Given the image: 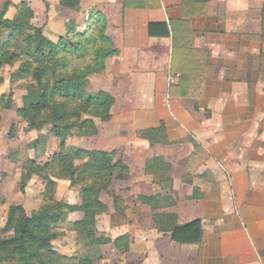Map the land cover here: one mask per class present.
I'll return each mask as SVG.
<instances>
[{"label": "crops", "instance_id": "obj_1", "mask_svg": "<svg viewBox=\"0 0 264 264\" xmlns=\"http://www.w3.org/2000/svg\"><path fill=\"white\" fill-rule=\"evenodd\" d=\"M9 2L6 19L21 16L27 31H42L56 44L69 26L84 34L99 16L106 19L116 53L86 90L113 96L112 117L95 120V136L67 140L73 148L115 151L129 168L127 178L101 193L107 210L97 218V235L113 243L102 246L99 264H264V0H81L78 10L61 0ZM150 24H167L170 37H151ZM9 67L1 94L10 88ZM50 147L37 163L58 151ZM158 161L166 167L148 172ZM38 177L21 201L1 192L0 228L13 205L29 216L39 212L46 182ZM56 182L57 201L81 204V184ZM83 218L68 214L56 254L42 252L43 263L81 253L70 224ZM195 220L203 223L200 244L172 241L176 225ZM118 238H125L120 247Z\"/></svg>", "mask_w": 264, "mask_h": 264}, {"label": "trees", "instance_id": "obj_2", "mask_svg": "<svg viewBox=\"0 0 264 264\" xmlns=\"http://www.w3.org/2000/svg\"><path fill=\"white\" fill-rule=\"evenodd\" d=\"M194 1L207 4L210 0ZM80 5L81 0H61V6L66 9L78 10ZM9 6L7 1L0 9V84L4 81L2 74L7 66L15 67L20 63L17 71L25 76L33 71L39 93L36 95L29 90L24 96L23 107L16 112L27 123L28 130H47L29 146L36 157L23 162L20 190L25 193L34 175L41 177L46 186L43 203L35 216H29L22 205L10 207L5 226L0 228V264H45L41 253L56 254L53 244L63 235L58 231L59 226L69 213L77 211L83 212L84 218L71 223L70 229L78 235L81 253L66 258L62 264H99L104 257L102 246L113 243L109 237L97 235V218L107 210L101 201V193L109 190L115 178H127L129 168L121 160H116L115 151L73 148L67 145V140L95 136L98 131L95 120L108 122L112 117L113 96L106 92L92 94L86 90L91 76L102 74L106 60L116 53L106 33V19L99 16L84 34L75 33L73 26H69L66 39L56 44L42 31H27L21 16L15 20L6 19ZM149 35L169 38L171 32L167 24H150ZM14 109L13 94L0 96V111ZM38 113H49L50 120H41ZM51 139L59 141V149L50 161L39 165L37 160L46 154ZM11 162L19 163L20 159L11 157ZM159 167L166 166L158 161L147 171L155 172ZM60 179H67L72 185H82L79 206L56 200V180ZM113 197L118 206L119 198ZM141 200L153 204L154 199ZM203 233L202 221L195 220L176 225L171 239L181 245H198L203 240ZM124 241L125 238H118L114 244L120 247Z\"/></svg>", "mask_w": 264, "mask_h": 264}, {"label": "rangeland", "instance_id": "obj_3", "mask_svg": "<svg viewBox=\"0 0 264 264\" xmlns=\"http://www.w3.org/2000/svg\"><path fill=\"white\" fill-rule=\"evenodd\" d=\"M7 1L9 0H1L3 4L1 9ZM16 66L18 68L20 63H17ZM34 67L35 66L32 65L33 69ZM7 69V73L9 74L7 80L10 88L7 87L9 88V91L7 89L6 95H9L10 93L13 94V106L15 109L9 113L0 111V206L6 199L14 203L23 200L25 196H23V194L25 193H21L20 190L21 166H23L24 161L36 157L35 153L29 150L30 143L28 144V142L37 137V132H27L30 131L27 130V123L16 112L18 108L23 107L24 96L29 90H33L36 95L39 93L38 86L34 79V73L32 71L29 75L25 76L20 74L15 68L9 67ZM1 93L2 91L0 92V96L3 95ZM37 116L46 122L50 120L49 113H38ZM50 146L49 143L48 147ZM50 148V150H56V148L58 150V144L54 142ZM11 157L20 159V162L12 165L10 162ZM50 157L52 158V155H50ZM40 162H42V164L46 163L47 157H44ZM40 162L38 161V163ZM31 184L32 181L30 182L28 189H31ZM39 184V182H34L33 187H37ZM1 192H3L6 199L3 196L1 197Z\"/></svg>", "mask_w": 264, "mask_h": 264}]
</instances>
